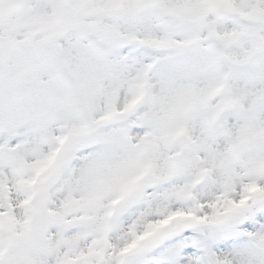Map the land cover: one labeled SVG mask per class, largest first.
I'll list each match as a JSON object with an SVG mask.
<instances>
[{
	"label": "snow or ice",
	"instance_id": "obj_1",
	"mask_svg": "<svg viewBox=\"0 0 264 264\" xmlns=\"http://www.w3.org/2000/svg\"><path fill=\"white\" fill-rule=\"evenodd\" d=\"M0 264H264V0H0Z\"/></svg>",
	"mask_w": 264,
	"mask_h": 264
}]
</instances>
